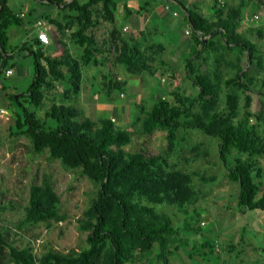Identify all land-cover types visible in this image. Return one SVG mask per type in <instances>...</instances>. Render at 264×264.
<instances>
[{
	"label": "rangeland",
	"instance_id": "obj_1",
	"mask_svg": "<svg viewBox=\"0 0 264 264\" xmlns=\"http://www.w3.org/2000/svg\"><path fill=\"white\" fill-rule=\"evenodd\" d=\"M87 1L79 0V3L82 5ZM181 1L209 22L216 21L219 8L223 13L232 9L238 10L240 15L236 32L255 45L257 49L255 56L259 60H251L243 52L226 49L219 36L212 40V48L200 49L190 39L192 30L184 18L185 14L178 0H115L111 9L113 14L111 22L102 18L100 4L90 7L93 21L98 24L95 28H89L87 32L93 34L105 54L96 57L98 64L95 66L83 65L79 61L80 87L76 92L72 89V80L70 81L68 67L64 62L69 60L68 56L73 60H79L81 54V50L70 37L79 26L77 20L73 19L78 13L72 14V19L67 20L69 15L67 9L57 6L40 7L38 4L42 3L40 0L37 3L32 0H7V7L21 18V25L8 32V40L4 42L7 53L20 47L21 42L26 39V33H30L31 29L29 30L28 26L34 21H43L42 29L47 35L55 30L52 24L42 19L43 15L62 26V46L57 49L50 41V44L43 48V52L49 57L55 56L54 58L63 61L64 65L60 66L59 70L65 79H56L49 74L46 76L49 86L44 85L41 88L43 99L38 107L28 105L22 99L20 102L34 112L35 117L42 122L45 121V115L52 105L77 110L78 115L73 120L82 122L89 119L95 127H99L103 119L109 118L118 130L124 131L130 137L129 143L122 146L124 153L163 155L167 158L171 171H178L189 177L194 199L188 205L181 209L167 205L155 207L158 213L169 217L174 230L168 246L170 255L168 254L167 264H222L224 256H228L225 264H249V259L245 258L249 245L254 248L253 252L257 254L259 263L263 264L261 260L264 259V211L258 209L240 212L236 207L238 184L227 177V169L234 164V159L246 160L248 156L231 151L227 157V164L224 165L218 154V140L191 129L177 130L173 148L169 149L163 130L155 129L147 135L143 132L142 124L147 112L160 96L175 103L174 95L184 99H192L197 95L198 90L186 77L184 62L191 60L197 73L212 80H215L214 72L218 76L220 87L213 111L223 117L229 116L226 97L233 94L237 104L232 117L233 123L237 124L246 118L254 123V132L260 140L261 149L264 150V86H262L264 0H216L219 5H215L213 0ZM192 3L193 7L190 8ZM128 10L135 19H126L125 13ZM159 12L167 14L166 18H157ZM172 13L176 15L172 16ZM21 14L23 17H20ZM142 18H148L151 25L141 30V34L134 32L135 37L132 34L133 21L137 19L142 21ZM247 21L250 23V30L246 28ZM115 27L119 31L118 35ZM123 27L128 28L124 31ZM145 29L148 34H143ZM163 29L168 33H163ZM154 30L158 32L155 33ZM161 35L166 38L165 55H176L178 63L172 64L173 62L170 63L164 57L165 67L166 64L169 66L167 71L155 72L142 56L149 54L150 51L154 53L156 51L141 48L146 38H151L160 45ZM130 36L135 37V40L133 41ZM172 38L177 40L173 42L170 40ZM180 40L183 43L178 45ZM122 43L125 44V48L129 46L131 50L134 49L131 52V61L130 59L126 61L128 50H123ZM146 45L149 46V43ZM198 50L201 52L198 57H194L195 54L192 55L190 52L196 53ZM171 51L174 53L171 54ZM160 54L162 56L161 52ZM42 63L44 65V62ZM6 67H10L13 74L8 78H5L4 73L0 74V88H3L0 89V205L12 203L14 208L0 211V225L17 232L15 224L22 218L23 209L28 205L30 186L40 184L43 177H47L58 197L59 210L64 219L50 229L39 225L26 233L19 232V236L10 234L9 244L23 247L27 240L35 237L33 252L37 257L46 249L68 252L77 248L80 240L85 238V234L79 229L78 221L86 218V209L95 197L97 186L79 169L67 171L60 166L59 161L49 160L46 154L30 153L27 147L28 140L15 134L17 131L14 126L21 109L17 107L12 97L15 98L29 88L34 75L33 60L30 56L20 54L8 60ZM238 67L246 72V76L242 78L245 88L240 89L236 86L226 88L224 81L235 76ZM169 68L174 71L171 77L167 74ZM124 77L127 78L126 82L122 81ZM160 78L163 81H160V84L156 83ZM109 79L118 83L120 86L118 90L107 91ZM163 90L165 93H159ZM198 112L200 108L198 103H195L192 115ZM55 125L53 121H47V126ZM254 159L257 166L262 169L260 179L256 180L260 185L256 194V199H259L264 194V151ZM201 221L205 224L203 227H199ZM216 245L226 246V249L218 254ZM228 248L232 250L229 252ZM158 252V245L153 244L148 254L135 256L129 264H163L162 260L156 258ZM2 262L9 264L6 248L2 251Z\"/></svg>",
	"mask_w": 264,
	"mask_h": 264
},
{
	"label": "trees",
	"instance_id": "obj_2",
	"mask_svg": "<svg viewBox=\"0 0 264 264\" xmlns=\"http://www.w3.org/2000/svg\"><path fill=\"white\" fill-rule=\"evenodd\" d=\"M40 1L44 2V6L67 9L69 11L67 20L72 19V14L78 13L73 19L77 20L79 26L70 37L81 50V54L79 60H73L68 56L69 60L64 62L68 67L70 81L72 80V89L78 92L79 61L83 65L95 66L98 64L96 57L105 54L96 43L93 34L87 32L89 28H95L98 24L93 21L90 7L100 4L102 18L111 22L113 20L111 9L115 0H88L82 5L79 0ZM213 1L215 5H219L216 0ZM178 2L185 14V20L190 24L192 41L200 49L212 48V40L219 36L226 49L243 52L251 60H259L255 56L257 54L255 45L236 32L240 15L238 10L232 9L223 13L219 8L216 21L209 22L196 11L187 8L181 0ZM6 4L7 0L0 8V73L8 60L20 54L32 57L34 70L29 88L15 98L12 97L17 107L21 109L14 126L17 131L15 134L28 140L27 147L30 153L46 154L49 160L59 161L60 166L67 171L79 169L97 186V191L86 209V218L78 221L79 229L85 234V238L80 240L77 248L68 252L46 249L37 257L33 252L35 237L27 240L25 246L16 247L9 244V235L19 236V232L26 233L39 225L50 229L53 225L57 226L64 216L59 210L58 197L50 179L43 177L40 184H32L29 189L28 205L23 209L22 218L15 224L17 232L0 225V264H4L2 262L4 248L8 250L9 264H129L135 256L148 254L153 244H157L159 249L156 258L167 264L168 254L170 255L168 246L174 230L169 217L158 213L155 207L167 205L181 209L188 205L194 199L189 177L184 173L171 171L168 160L163 155L124 153L122 146L129 143L130 137L124 131L118 130L109 118L103 119L100 126L95 127L89 119L82 122L73 120L78 115L77 110L52 105L45 115V121L42 122L35 117L34 112L25 108L20 99L28 105L39 106L43 99L41 88L44 85L49 86L46 81L48 74L56 79H65L59 70L64 63L61 59L45 55L43 44L37 37L21 43L20 47L8 55L4 49V42L8 40V32L21 25V18L13 14ZM127 14L130 15L129 11ZM42 19L47 20L62 34L60 23L45 15ZM121 46L123 50H128L126 61L128 59L131 61L130 56L134 49L131 50L128 46L125 48L124 43ZM200 53V51L195 53L196 57ZM119 57L117 59L120 61ZM185 69L186 77L198 90L197 95L192 99L174 95L175 103L163 98L157 99L145 116L143 132L149 135L155 129L163 130L169 149H172L177 130H197L218 140V154L224 165L227 164V157L231 151L247 155L246 160L235 158L234 164L227 169L228 179L237 183L239 188L236 207L240 212L258 209L264 211V194L256 199L260 187L256 180L260 179L262 169L257 166L254 157L264 150L261 149L260 140L254 132L255 124L247 118L237 124L233 123L232 117L237 106L233 94L226 97L229 116L223 117L213 111L220 87L215 72L213 74L215 80L199 74L192 66L191 60L185 62ZM245 76L243 68L238 67L235 76L225 80L224 84L226 88L236 86L244 89L242 78ZM108 85L107 91L118 90L120 87L117 82L110 79ZM195 103H198L200 112L192 115ZM48 120L56 125L47 126ZM9 208H14L12 203L0 205V211Z\"/></svg>",
	"mask_w": 264,
	"mask_h": 264
},
{
	"label": "crops",
	"instance_id": "obj_3",
	"mask_svg": "<svg viewBox=\"0 0 264 264\" xmlns=\"http://www.w3.org/2000/svg\"><path fill=\"white\" fill-rule=\"evenodd\" d=\"M34 3H37V1L38 0H32ZM39 5H40V7L41 6H44L43 4H44V2L43 3H38ZM193 4L194 3H192L191 4V7L190 8H192L193 7ZM185 6L187 7V8H189L188 7V5H186V3H185ZM173 7V5L171 4V8ZM129 11V10H128ZM174 12V11H173ZM129 13H130V15H128L127 14V12L125 13V17H126V19H135L133 16V14L129 11ZM162 12H159V15L157 16V18L158 17H160V18H162V17H165L166 18V16H167V14H161ZM172 16H173V13H172ZM40 18V17H39ZM156 18V19H157ZM35 19L36 20H38V18L37 17H35ZM144 19V20H143ZM216 20V19H215ZM35 21L33 22V24L32 25H30V26H28V28H29V32L30 33H26V39L24 40V41H22L21 43H23V42H25V41H29V39H31L32 37L34 38V37H36V30H35ZM142 24V25H141ZM151 24H150V21H149V19L148 18H142V21H139L138 19L137 20H135V21H133V25H132V34H133V36H135V33H139V34H141L142 32H141V30H143L144 28H146V27H149ZM250 23H249V21H247V23H246V28H248V30H250L251 28H250ZM125 26V25H124ZM140 26L142 27V28H140ZM25 28V27H24ZM54 28H55V26H54ZM124 28V27H123ZM128 28V27H127ZM26 29V28H25ZM115 29H116V34L118 35L119 33V31L117 30V28L115 27ZM137 29H139V30H137ZM123 30V29H122ZM155 31V33H157L158 32V30H154ZM163 31V33L164 32H167V30H165V29H163L162 30ZM169 31V30H168ZM135 32V33H134ZM258 32V34H260V32L259 31H257ZM168 33V32H167ZM47 34V33H46ZM121 34V33H120ZM143 34H148V32L146 31V29L144 30V32H143ZM34 35V36H33ZM123 35V34H122ZM48 36V39H49V44H50V41L51 42H53L55 45H56V48L57 49H59V47H60V45L62 44V37H61V34L57 31V29L55 28V30L53 31V32H50L49 33V35H47ZM144 36V35H143ZM136 37V36H135ZM135 37H131L130 36V38L134 41L135 40ZM162 39V43H160V45L159 44H156L155 42H153L152 40H151V38H146L147 40H146V42L144 43V45H142V48L141 49H145V50H152V51H156V52H158V53H154V52H151L150 51V53L148 54V53H146V54H143V58L145 59V61L147 62V63H149V64H147V65H149L150 66V68H152L151 70H154L155 72L156 71H160V72H166L167 71V68L169 67H167V64H166V67H165V62H164V60H163V58L165 57L166 59H168L169 61H170V63H172V64H174V63H176L177 62V57H176V55L175 56H173V54L172 53H174V52H172L171 51V56H168V55H165V47L167 46V44H165L166 43V38L165 37H163V35H161L160 36ZM95 38V37H94ZM165 38V39H164ZM150 39V40H149ZM180 39H186V38H180ZM191 39V41H192V38H190ZM95 40H96V38H95ZM149 40V41H148ZM170 40H172L173 42H175L177 39H174V38H172V39H170ZM147 42L149 43V46L148 45H146L147 44ZM152 42V43H151ZM96 43H97V41H96ZM151 43V44H150ZM183 43V41L182 40H180V43L178 44V45H180V44H182ZM185 43V42H184ZM192 43H194L193 41H192ZM48 44V45H49ZM98 44V43H97ZM176 45V44H175ZM46 45H44L43 44V48L45 47ZM62 46V45H61ZM129 47V46H128ZM188 47H189V43H188ZM153 48H155V50H153ZM170 48V47H169ZM130 49H132V48H130ZM185 49V48H184ZM14 49H11V51H10V53H8V55H11L12 54V51H13ZM171 50V49H170ZM199 51V50H198ZM198 51H196V54H197V52ZM159 52H161L162 53V56H161V54L159 55ZM191 52V54L193 55V54H195V52H193V51H190ZM196 54H195V56L194 57H196ZM26 56V55H25ZM53 58L55 57V56H52ZM144 61V62H145ZM178 63V62H177ZM185 63V62H184ZM191 63H193V62H191ZM164 67V68H161V67ZM182 67H183V65H181ZM192 66H194V65H192ZM10 67H6L5 69H9ZM11 69V68H10ZM165 69V70H164ZM169 70V72L167 73V74H170V76L169 77H171L172 75H173V73H174V71H171V69L169 68L168 69ZM152 72L153 71H151V74H152ZM3 73V72H2ZM1 74V73H0ZM126 77H124V78H122V81L123 82H126ZM163 79L162 78H160V79H157L156 80V83L157 82H159V84H160V81H162ZM130 86V85H129ZM195 88V87H194ZM0 89H3V88H0ZM130 91H131V89H130ZM159 93H165V90H163L162 92H159ZM159 98H162V96H160ZM217 246V245H216ZM220 250H219V252H218V254H220V253H222V250L223 249H226V246L225 247H223L222 245L219 247V246H217ZM215 249H216V247H215ZM246 249H247V247H246ZM252 249V250H251ZM232 249L231 248H228V251L230 252ZM253 250H254V248L251 246V245H249L248 246V249L246 250V255H245V258L246 259H249V264H260L259 263V259L257 258V254H255L254 252H253ZM227 257L228 256H224L223 257V260L221 261V263L222 264H225L226 263V261H227ZM229 261V260H228ZM262 261V263L264 264V259H262L261 260ZM243 263V262H242Z\"/></svg>",
	"mask_w": 264,
	"mask_h": 264
},
{
	"label": "built area",
	"instance_id": "obj_4",
	"mask_svg": "<svg viewBox=\"0 0 264 264\" xmlns=\"http://www.w3.org/2000/svg\"><path fill=\"white\" fill-rule=\"evenodd\" d=\"M173 15H176V14H173ZM20 17H23V14H21L20 15ZM254 18L256 19L257 17L256 16H254ZM43 21L42 20H38L36 23H35V30H36V37L38 38V40L42 43V44H44V45H48L49 44V39H48V36H47V34H46V32L42 29L43 28ZM127 28L126 27H124L123 28V30L125 31ZM186 34H188V32L186 31L185 32ZM4 73V76H5V78H8L10 75H12L13 74V71H12V69H3L2 71H1V73ZM163 81V80H162ZM205 224H204V222L203 221H201L200 223H199V227H203ZM219 248L216 246V252H219Z\"/></svg>",
	"mask_w": 264,
	"mask_h": 264
},
{
	"label": "water",
	"instance_id": "obj_5",
	"mask_svg": "<svg viewBox=\"0 0 264 264\" xmlns=\"http://www.w3.org/2000/svg\"><path fill=\"white\" fill-rule=\"evenodd\" d=\"M4 1L5 0H1V2H0V8H1L2 4L4 3Z\"/></svg>",
	"mask_w": 264,
	"mask_h": 264
}]
</instances>
